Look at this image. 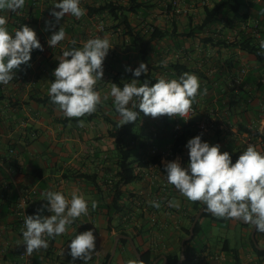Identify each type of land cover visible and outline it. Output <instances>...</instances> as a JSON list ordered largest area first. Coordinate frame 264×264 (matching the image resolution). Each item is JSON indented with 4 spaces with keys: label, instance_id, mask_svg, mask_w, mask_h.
I'll use <instances>...</instances> for the list:
<instances>
[{
    "label": "crops",
    "instance_id": "1",
    "mask_svg": "<svg viewBox=\"0 0 264 264\" xmlns=\"http://www.w3.org/2000/svg\"><path fill=\"white\" fill-rule=\"evenodd\" d=\"M172 1L137 0L139 4L147 3L148 11L142 12L146 6L138 8L137 13L126 11L127 21L134 30L142 29L145 32L152 25L167 34L159 43L153 44L148 55L153 64L159 67L157 75L166 78L172 74L168 64L179 62L186 65L189 74L199 78L200 95L193 104L195 113L187 121L166 115L158 118L144 115L139 126L144 135L137 142L154 132L157 134L154 144L160 150H165L171 145L175 123L180 124L183 120L185 124L191 123L193 128L198 129V123L206 118L212 127L206 131L199 130L197 135L201 136L202 142L218 144L221 152L226 151L231 155L233 163L251 143L264 152V134L259 131L264 126V88L255 92V101L245 113V102L239 99L240 83L245 75L237 83L238 71L235 76H230L224 62L229 58L236 59L240 69L246 67L257 72L258 76L264 75V67L255 64L252 58L238 49L203 45L208 37L215 41L231 40L238 31V22L221 19L215 25L204 28L195 38L185 39L184 32L189 26L200 25L204 10L213 8L217 0H176L177 5H173ZM59 2L25 0L24 7L15 13L0 12L6 17L11 33L14 34L16 25H27L36 32L43 47V51L34 49L31 52V60L16 70L12 81L7 85L0 84V264H84L79 258L73 261L68 245L75 235L88 230L93 231L96 237V251L87 264L103 262L106 254H110L119 230L137 235L133 241L136 248L145 253L146 260L151 259L148 249L154 254L166 252L174 255L187 224L186 216L191 213V202L168 184L163 162L161 165L146 164L150 160L148 146L145 151L136 149L131 159V167L139 179L121 188L124 195L119 204L128 205L125 214H113L107 210L112 200V190L118 184L117 158L112 139L108 136L107 119H113L109 108L114 101L110 90L115 79L123 82L133 80L126 68L133 69L130 60L132 57L138 58V49L131 48L128 37L122 36V19L112 21L106 13L88 16L87 10L109 3L123 10H136V7H131V0H80V6L86 10L83 17L77 19L68 14L57 22L51 12L59 11L54 8ZM246 2L249 6L252 3L257 6V10L245 9V13L251 15L247 22L258 21L260 31L264 33V0ZM176 8L186 12L178 15L174 12ZM60 27L64 28L66 37L55 48L50 47L48 40ZM172 30H176L175 35ZM40 36L45 38L40 40ZM97 37L108 39L113 47L104 60L103 78L96 85L101 103L91 115L68 118L48 94L50 84L55 79L54 70L63 51L81 48L87 40ZM72 40L76 41L75 45H72ZM81 120L83 126H80ZM248 127L255 131L253 137L248 134ZM181 150V154H176L168 162L178 161L182 167H187L188 149L184 146ZM163 182L169 187L168 201H178L179 208L170 207L167 203L166 207L157 209L149 203L153 196L159 194L158 186ZM4 184L8 185V189L3 188ZM48 191L62 192L68 199H71L72 192L84 195L88 200L89 214L77 218L68 226L65 234L46 237L48 248L34 251L29 256L14 212L23 197L30 215H36L38 210L43 209L39 214L50 216L52 213L47 210L48 201L44 195ZM92 200L98 204L94 211L91 208ZM202 223L210 224L207 219ZM224 226L234 228L235 223L230 221L223 226L212 223L204 237L205 250L195 255L193 264L233 263L230 256L222 251L225 242L228 248H233L228 239L223 237ZM214 229H217L223 240L212 246L210 240L215 237ZM250 232L251 229L242 228L243 247L236 249L239 264H259L248 246ZM131 252L130 245L117 244L110 264H127L133 259ZM216 257L218 259H214Z\"/></svg>",
    "mask_w": 264,
    "mask_h": 264
},
{
    "label": "clouds",
    "instance_id": "2",
    "mask_svg": "<svg viewBox=\"0 0 264 264\" xmlns=\"http://www.w3.org/2000/svg\"><path fill=\"white\" fill-rule=\"evenodd\" d=\"M24 5L25 0H0V12L15 13ZM54 8L59 9L51 12L57 22L68 14L79 19L86 11L80 6V0H60ZM65 37V30L60 27L51 35L48 44L55 48ZM71 43L75 45L76 41ZM111 48L108 39L97 37L87 40L81 48L63 51L48 94L66 117L82 118L96 112L101 103L96 85L103 78L104 60ZM260 48L264 51V40L260 42ZM34 49L43 51L36 32L22 25L13 34L7 27L6 17L0 15V84L7 85L15 78L16 70L29 63ZM126 71L139 77L147 73L148 66L141 62L134 71L130 67ZM110 95L121 117V126L138 119L139 113L133 110L137 108L152 118L166 115L184 119L200 95V82L197 76L187 72L179 79L161 78L151 85L147 82L140 84L139 80L133 79L125 82L122 88L113 83ZM80 126H83L82 120ZM259 131L264 134V126ZM186 147L189 155L187 167H182L178 161L165 164L168 184L188 201L206 205V210L212 215L240 220L264 233V152L249 144L233 163L228 152H221L218 144L202 142L199 135L191 138ZM44 195L48 201L47 210L52 214L41 215L39 213L43 209H40L38 214L25 216L24 220L22 235L29 256L34 251L48 248L46 237L65 234L77 218L89 214L88 200L82 194L72 192L71 199L59 191H48ZM149 203L157 209L161 207L158 201ZM168 205L180 206L176 200L168 201ZM97 206V201L92 200L93 211ZM68 246L73 261L79 258L87 264L96 251V237L93 231H84L75 235ZM127 264H144V261L131 259Z\"/></svg>",
    "mask_w": 264,
    "mask_h": 264
},
{
    "label": "trees",
    "instance_id": "3",
    "mask_svg": "<svg viewBox=\"0 0 264 264\" xmlns=\"http://www.w3.org/2000/svg\"><path fill=\"white\" fill-rule=\"evenodd\" d=\"M246 1L247 0H217L213 8L204 10V18L200 25L189 26V28L183 34L184 38L190 40L195 38V35L203 31L204 28L210 27L211 25H215L217 22H220L221 19L231 22H234L236 20L238 22L237 26H239V23L241 22H247V19H249L251 15L245 13V9L247 8L248 10H257V6H255L253 3L249 6L247 5ZM146 4L147 3L144 2L139 4L137 0H131V7H136V10H123V8H119L109 3L98 6L96 8H89V10H87V15L95 16L106 13L112 21L122 19L120 23V27L123 30L122 36L128 37V45L131 48L138 49L139 65L141 62H143L148 66V71L146 74L142 73L141 76L135 77L131 72V76L133 79L139 80L140 84L147 82L149 85H151L161 79V77L157 75L159 67L153 64L152 59L148 55L153 44L159 43L167 34H165V32H162V30L158 29L156 26L152 25L148 26L145 32L142 29L134 30V28H132L128 23L126 15V11L127 13L131 11L136 12L138 8H144L145 6L146 10H143L142 12L146 13L149 8ZM175 31L176 30H172L174 35ZM170 35L172 36L171 33ZM261 39L264 40V33H261ZM122 45L124 44L122 43ZM203 45L238 49L246 56L252 58L255 64L264 67V51L261 50L260 44L249 33L237 31L236 35L231 40L217 39L215 41L214 38L208 37L203 41ZM139 65L136 68H138ZM239 65V61L233 58H229L224 62V66L226 67L228 74L232 77L235 76L237 71L239 73ZM168 66L171 69L172 74H168L166 78H164L167 80L179 79L183 73L190 72L189 68L186 65L180 64L179 62L168 64ZM135 69H133V71ZM256 74L257 72H254L253 70H247L245 74V79L240 83L241 94L239 95V99L245 102V113L247 112L248 107L253 105L255 101V92H259L262 88H264V75L260 74V76H258ZM237 77H239V74L236 75V78ZM114 83L122 88L125 82L115 79ZM129 107H131V105H129ZM133 110L139 113L138 119L135 122H130L121 126V117L119 113L115 110L114 101L110 103L109 113L111 114L113 119H107V123L109 125L108 136L112 139L113 142V149L117 158L116 167L118 169V172L116 174L118 178V184H116V186L113 188L112 200L111 203L107 206V210H110L113 214L116 213L124 215L126 209L128 208L127 204L119 203L123 200L122 198L124 195L121 188L139 179L138 174L134 173L133 168L131 167V164L133 163L131 159L134 155L133 150L140 149L141 151H145L148 146L147 142L151 136L150 134L146 139L142 140L139 143L137 142L141 136H137L134 131L135 129L139 128L144 114L140 112L139 108ZM246 122L247 120L245 117V123ZM180 126L181 135L174 137L173 134L172 142L170 145L171 152L174 155L181 154V148L186 146L187 142L191 139V137L194 134L197 135V132H199L198 129L192 127L191 123L185 124L183 120L180 121ZM159 161L160 155H156L150 157L149 162H147L146 164H158ZM190 205L191 213L190 215L186 216L187 224L183 228L182 236L178 240L176 253L174 255L168 254L166 252L154 254L151 253L150 249H148L147 251L151 254V259L146 260L144 259L145 253L141 252L140 249L137 247V250L140 253L142 260L144 261V264H152L153 261H155L156 259H159L157 264H162V259H160L162 255H164L166 258V264L177 263L180 254L181 240L184 237L188 236L189 226L192 223L195 214L201 209H206V205L200 202H191ZM161 206L166 207L164 203H161ZM204 219H207L210 222V224H207V230L205 225H203L202 223ZM230 221H233L234 223H239L236 220L218 218L210 213H203L194 228L193 238L185 243V260L182 262V264H193L195 255L201 254L205 250L206 245L204 242V237L206 234H208V230L212 223L220 224L223 226V224H226ZM239 224L243 227L251 229L250 224ZM118 234L130 236L133 240H136L137 237L136 234L124 230H119ZM247 240L248 246L250 247L252 254L256 256L259 260L258 263H264V250L257 248L264 247V233H260L257 231L255 232V240L257 246H255L252 242L250 238V233L248 235ZM225 243L226 245L222 247V251H224L225 253H227V255L230 256L233 261L232 264H239L237 250L235 248H228L227 242ZM118 245L129 246V243L125 239H120L118 241ZM195 246H198V249H196ZM131 255L133 256V259H136L135 255L132 252ZM109 256L110 254L107 253L101 264H106Z\"/></svg>",
    "mask_w": 264,
    "mask_h": 264
},
{
    "label": "built area",
    "instance_id": "4",
    "mask_svg": "<svg viewBox=\"0 0 264 264\" xmlns=\"http://www.w3.org/2000/svg\"><path fill=\"white\" fill-rule=\"evenodd\" d=\"M33 2H35V0H33ZM173 5H177V1L173 0L172 1ZM174 12L178 15L180 14H184L186 12V10L182 9V8H176L174 10ZM20 28V25H16L14 27V30H17ZM102 30L104 29L103 25H101L100 27ZM238 31L239 32H246L249 33L253 36V38L260 44V42L262 41L261 39V33H260V25L258 21H253L252 23L249 22H241L239 24L238 27ZM45 37L44 36H40V40H43ZM247 72V68H241L239 71V79L236 80L237 83H239L241 81V79L243 78V76L246 74ZM195 113V108L192 106V111L188 114V116L184 117L185 120L189 119L193 114ZM179 118V117H176ZM183 119V118H180ZM212 127V124L210 122H208V120L206 118H202V120L198 123L197 128L200 131H206L209 128ZM258 131V129H256ZM173 134L174 137L176 136H180L181 135V126L180 124L177 122L175 123V125L173 126ZM248 134H250L251 137L254 136L255 131L253 130L252 127H248L247 129ZM35 134H31L32 137H34ZM157 134L156 133H152L147 144H148V150H147V154L150 157L156 156V155H160V161L158 163V165H161V162H163V164H166L168 161H172V159H174L175 155L171 152V148L168 147L165 150H160L155 144H154V140L156 138ZM251 145H253L251 143ZM11 153L13 152V150H9ZM159 194L156 196H153L151 198V201H158L161 203H164L165 205H167L168 203V198L167 195L169 193V187L168 185L163 182L161 183L159 186ZM4 189H8V185L4 184L3 185ZM143 211H146V209H143ZM29 208L27 205V202L25 200V198L21 197L20 202L17 204L15 212H14V216L17 222V225L20 229H24V220H25V216H29ZM22 256H25V253L22 254ZM214 259H218L217 257Z\"/></svg>",
    "mask_w": 264,
    "mask_h": 264
},
{
    "label": "water",
    "instance_id": "5",
    "mask_svg": "<svg viewBox=\"0 0 264 264\" xmlns=\"http://www.w3.org/2000/svg\"><path fill=\"white\" fill-rule=\"evenodd\" d=\"M203 213H210L208 212L206 209H201L199 210L195 216H194V219L192 221V223L190 224L189 226V234L188 236L184 237L181 242H180V254H179V259L177 261L176 264H182V262L185 260V254H184V251H185V243L187 241H190L192 238H193V235H194V228L197 224V222L199 221L201 215ZM211 214V213H210ZM237 222L241 223V224H248V223H244L240 220H236ZM251 225V224H250ZM255 232L256 230L253 228V226L251 225V232H250V238L252 240V242L254 243L255 246H257V243H256V240H255ZM120 239H125L128 241L136 259H141V255L140 253L138 252L137 248H136V245L133 241V239L130 237V236H125V235H116L114 237V240H113V245H112V249H111V252H110V256L107 260V263L106 264H110L115 252H116V248H117V244H118V241ZM258 249H261V250H264V247H257ZM162 260H163V263L162 264H166V258L165 256L162 257ZM158 262V260H156L155 262H153L152 264H156Z\"/></svg>",
    "mask_w": 264,
    "mask_h": 264
},
{
    "label": "rangeland",
    "instance_id": "6",
    "mask_svg": "<svg viewBox=\"0 0 264 264\" xmlns=\"http://www.w3.org/2000/svg\"><path fill=\"white\" fill-rule=\"evenodd\" d=\"M105 21H107L105 19ZM204 47V46H203ZM178 59H173V61H177ZM181 60H183V58H181ZM130 64H132L133 69H135L138 65H139V61L138 58H131L130 60ZM135 134L137 136H143L144 135V131L141 130V128H137L135 129ZM133 152H135V149L133 150ZM161 179V178H159ZM206 230L208 229L207 225H205ZM243 226L240 225L239 223H235L234 228H224V232H223V237L227 238L231 247L235 248V249H240L243 247V241H242V237H241V231H242ZM217 229H214V234L215 237L213 239L210 240V244L212 246L219 244L223 238L222 236H220L219 232L216 231ZM196 249H198V246H195Z\"/></svg>",
    "mask_w": 264,
    "mask_h": 264
}]
</instances>
